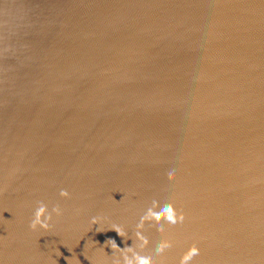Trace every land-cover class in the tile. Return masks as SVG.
Instances as JSON below:
<instances>
[{"label": "water", "instance_id": "1", "mask_svg": "<svg viewBox=\"0 0 264 264\" xmlns=\"http://www.w3.org/2000/svg\"><path fill=\"white\" fill-rule=\"evenodd\" d=\"M42 2L0 19V264H115L153 194L151 264H264V0Z\"/></svg>", "mask_w": 264, "mask_h": 264}, {"label": "clouds", "instance_id": "2", "mask_svg": "<svg viewBox=\"0 0 264 264\" xmlns=\"http://www.w3.org/2000/svg\"><path fill=\"white\" fill-rule=\"evenodd\" d=\"M174 169H168V175H171ZM60 197L68 198L69 193L66 189H60ZM61 209L58 206H53L51 211H49L48 205L43 202H38L33 214L32 220L29 227L35 231L37 229L48 231L50 222L52 220L53 214L56 216L61 215ZM163 215L164 220L176 224L177 222H183V214L177 215L171 203L157 202V197L153 194L148 200H146L141 208L138 209L135 216V226L133 227L134 237L131 238V242L126 245L123 249L119 248L114 240L109 239L111 244L109 245L113 252L120 253L121 259L117 260L115 264H151V256L148 251H146L142 245L143 242L148 238L147 233H145L139 225L145 220V218L154 219L157 221V227L162 228V224L159 222V218ZM93 224H98V218L92 217L91 222ZM116 233L125 238L126 233L119 227L114 226ZM106 241V243L108 242ZM168 242H158L155 251L161 252L164 248L169 247ZM199 254V249L195 246L189 248L187 252L180 258V264H187L189 260L195 255Z\"/></svg>", "mask_w": 264, "mask_h": 264}, {"label": "bare ground", "instance_id": "3", "mask_svg": "<svg viewBox=\"0 0 264 264\" xmlns=\"http://www.w3.org/2000/svg\"><path fill=\"white\" fill-rule=\"evenodd\" d=\"M42 1L43 0H0V19L2 22L7 23V25H13L14 27H18L19 24L20 26H26L29 24V18L31 16L30 9L32 8V10L34 11V8H36L38 13L39 12L38 8ZM42 4H44L46 9L47 4L45 2H42ZM15 12L16 14L19 13L18 14L19 17L18 20L15 19L14 22H12V14ZM21 99L23 98L21 97ZM0 102H2L3 120L6 119L7 116L9 117L8 123L6 124V126H4L3 129L5 138H3V133L1 136L4 139L5 143L6 140L8 139L7 144L10 143V148H11L12 141H15L13 137L14 127H15L14 112H12L11 115L9 114V110L12 108L10 106L12 99L8 95H6L3 96ZM7 144H6V149H7ZM9 151L12 152V148L9 149Z\"/></svg>", "mask_w": 264, "mask_h": 264}, {"label": "rangeland", "instance_id": "4", "mask_svg": "<svg viewBox=\"0 0 264 264\" xmlns=\"http://www.w3.org/2000/svg\"><path fill=\"white\" fill-rule=\"evenodd\" d=\"M5 82H6V79H4L3 77H1L0 78V101L2 100L3 96H6L5 91H4V88L6 86L5 85ZM1 108H2V102H0V112H1Z\"/></svg>", "mask_w": 264, "mask_h": 264}]
</instances>
